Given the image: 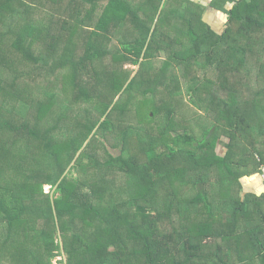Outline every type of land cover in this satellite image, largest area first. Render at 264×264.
Returning <instances> with one entry per match:
<instances>
[{
    "label": "trees",
    "instance_id": "16d2710c",
    "mask_svg": "<svg viewBox=\"0 0 264 264\" xmlns=\"http://www.w3.org/2000/svg\"><path fill=\"white\" fill-rule=\"evenodd\" d=\"M204 15L0 0V264H264V0Z\"/></svg>",
    "mask_w": 264,
    "mask_h": 264
},
{
    "label": "crops",
    "instance_id": "0c3cea01",
    "mask_svg": "<svg viewBox=\"0 0 264 264\" xmlns=\"http://www.w3.org/2000/svg\"><path fill=\"white\" fill-rule=\"evenodd\" d=\"M205 10L204 21L212 27V29L222 34L227 28L228 11H230L236 3L241 0H191ZM227 139H223L218 147V154L224 157L227 154L225 147ZM244 192L256 194L264 193V184L261 181L258 173L250 178L242 180Z\"/></svg>",
    "mask_w": 264,
    "mask_h": 264
},
{
    "label": "rangeland",
    "instance_id": "374dc122",
    "mask_svg": "<svg viewBox=\"0 0 264 264\" xmlns=\"http://www.w3.org/2000/svg\"><path fill=\"white\" fill-rule=\"evenodd\" d=\"M162 56L163 57H167L168 55V53L166 52V51H162ZM5 63H11V58L10 59H8V60H5V61H0V77L1 78H3V79H5L6 77H12L11 75H10V73H9V71H8V69L5 67ZM128 67L130 68V69H134V74L136 73V70L139 68V66H134V65H128ZM179 99V101H178V104H179V106H180V113H182V114H187V113H190V115H192L193 113H195V109L196 108H194V105H193V103H192V99H191V97H190V94H188V92L185 90V94L181 97H179L178 98ZM83 107V106H82ZM77 110H80V108H78ZM205 115H206V113H204ZM116 115V117H120L119 116V113H116L115 114ZM115 117V116H114ZM116 117H115V119H116ZM185 117V116H184ZM199 118V117H198ZM201 121L203 120V117H201V118H199ZM78 120V121H77ZM83 121L84 119H82L81 117H78L77 119H76V121L77 122H80V121ZM77 122H75L74 123V126H75V124L77 123ZM197 129L200 131L201 130V128L199 127H197ZM72 176L73 177H75V178H80V176H82L81 175V172L78 170V169H76V170H74L73 171V173H72ZM100 179V178H99ZM107 180V179H106ZM43 190H44V193L45 194H51V195H53V190L51 189V187L50 186H47V185H45L44 186V188H43ZM18 233V232H17ZM19 234H22V235H24V232L23 231H20L19 232ZM19 237V236H18ZM31 239V238H30ZM29 239V240H30ZM57 243V242H56ZM110 251H115V247L114 246H112L111 248H110ZM61 260H65V257H57V258H55L54 260H53V262H52V264H60V261ZM3 263H4V261H3Z\"/></svg>",
    "mask_w": 264,
    "mask_h": 264
},
{
    "label": "built area",
    "instance_id": "2783aa9c",
    "mask_svg": "<svg viewBox=\"0 0 264 264\" xmlns=\"http://www.w3.org/2000/svg\"><path fill=\"white\" fill-rule=\"evenodd\" d=\"M259 175H260L261 181L264 183V167H261L259 169Z\"/></svg>",
    "mask_w": 264,
    "mask_h": 264
}]
</instances>
